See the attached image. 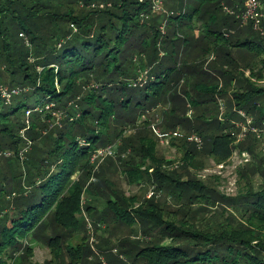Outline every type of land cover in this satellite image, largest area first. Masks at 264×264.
Masks as SVG:
<instances>
[{
	"label": "trees",
	"instance_id": "trees-1",
	"mask_svg": "<svg viewBox=\"0 0 264 264\" xmlns=\"http://www.w3.org/2000/svg\"><path fill=\"white\" fill-rule=\"evenodd\" d=\"M168 6L165 0L166 12L153 13L150 0H0V264H25L47 235L45 222L47 264L92 263L87 238L71 241L86 233L80 221L97 214V198L115 223L143 236L122 240L120 256L106 254L107 264H264V152L239 170L234 197L188 172L203 167L198 156L216 164L230 158L239 111L264 125V36L224 11L243 9L238 0ZM177 91L179 99L170 100ZM218 97L226 100L224 121ZM161 104L163 131L182 154L184 172L156 157L150 121L141 119ZM127 127L146 135L129 140ZM176 129L184 132L174 136ZM192 133L202 150L189 142ZM42 134L40 149L33 145ZM118 141L113 155L126 182L155 186L164 202L154 192L142 201L126 197L104 178L92 155ZM243 143L253 153L259 141L248 134ZM15 182L19 195L11 200ZM31 188L41 191L40 202H26ZM94 218L106 222V214Z\"/></svg>",
	"mask_w": 264,
	"mask_h": 264
},
{
	"label": "rangeland",
	"instance_id": "rangeland-1",
	"mask_svg": "<svg viewBox=\"0 0 264 264\" xmlns=\"http://www.w3.org/2000/svg\"><path fill=\"white\" fill-rule=\"evenodd\" d=\"M263 1V0H261ZM179 2V0H166L167 3V7L170 8L168 6V4L170 3H174L175 7L177 6V3ZM191 0H189V5H190ZM262 4V11L264 12V3L261 2ZM165 10H167V8L165 7ZM246 29V27H245ZM185 53H187L188 55H190L188 53V51H185ZM187 56V55H186ZM215 59V56L211 55L210 58L208 56V61L211 62ZM189 62L192 61V57L190 56ZM168 66V64L166 63V59L163 61L162 67L166 68ZM161 67V68H162ZM159 68V67H158ZM208 68V65H205L204 69L206 70ZM160 69V68H159ZM247 76H249V73H246ZM260 86L264 87V79L259 82ZM170 96V100H175V99H179L178 96V91L177 92H173L169 94ZM230 97V96H229ZM224 102L223 104H225V99L222 98H217L216 102L219 106L220 109V105L221 102ZM216 104V105H217ZM167 107H165V105L161 104L160 106L149 110L148 112L144 113V116L141 118L143 120L148 119L150 121L151 127H148V129L146 130L147 135H152V137L154 138V140L157 143L156 146V157L162 159H166L168 161H174L175 165H174V169L177 170L178 172L183 171V169H181L182 166V154L178 151V149L174 146H172L171 144V139H165L163 140V142L157 137L156 132L161 133V134H166L163 131V127H164V116H163V111L166 110ZM221 112V111H220ZM191 112H186V116H191ZM221 114V113H220ZM137 115V114H136ZM136 115L134 116V118L136 117ZM56 116V115H54ZM138 116V115H137ZM137 118V117H136ZM220 118V117H219ZM139 119V117H138ZM56 127H61V117L60 116H56V121L54 122ZM55 129V128H54ZM181 132L180 129H176L174 132ZM169 132V131H167ZM184 132V131H183ZM181 132V133H183ZM168 134V133H167ZM195 134V133H192ZM146 135L143 131H138V128H130L127 127V130L124 134V136L126 137H130L129 140L135 141L137 140V138H139V136H143ZM197 135V134H196ZM44 134L41 135V138L38 137L37 142L33 145V146H39L40 149H43L44 146V139H45ZM202 139V138H201ZM203 142V141H202ZM204 143V142H203ZM244 144V143H243ZM121 145V141L115 142L114 144L110 145L111 149L115 152L117 151V148ZM241 144L238 145H233L234 149L233 152L230 156V158L226 161L227 167L228 169L221 175V176H216V175H209L207 174L206 170L211 169V167L216 164L213 161H211L210 159H208L207 157H205L204 155L202 156H198L199 160L202 162L203 167L200 169H197L195 167L190 166L188 168V172L190 174V176H192L193 178H196L198 180L203 181L204 183H207L209 186L214 187L216 189H218L219 192L223 193L226 196H236L239 192V176H238V172L240 169L247 167L248 165L252 164L255 161L254 155H256L258 153V149L261 150L262 152H264V143L259 142L257 149L254 150L253 153L247 151V150H242L240 149ZM204 146V145H203ZM202 146V148H203ZM107 147H100V149L98 150V153H101L103 151H105ZM198 149V150H202ZM28 149V148H27ZM30 149L28 150H24L22 151V153H26L28 152ZM242 153L246 154V157H243ZM96 155V158H95ZM127 156V154H124V157ZM18 162V165L20 166L23 159H25L24 155L21 154L20 155ZM95 158L96 160H99L97 162L99 169L101 171H103L101 174L104 176V178L109 179L110 181L114 182L115 188H117V190H119L122 194H124L126 197H130V196H137V198L142 201L145 198H148L150 196L151 193L154 192V196L158 197L157 200L164 202L167 197L165 196L164 193H160L158 191L155 190V186L151 185V184H143L141 186H130L125 179V175H123V167L120 166L119 162H118V155H112V156H105V155H98V154H93L92 155V159ZM126 158V157H125ZM4 162L2 163L3 166ZM101 165V166H100ZM112 165V166H111ZM16 168L18 169V167L16 166ZM184 172V171H183ZM26 173V170H25ZM78 176V174H77ZM77 176H74L73 179L77 178ZM183 179L187 180L188 176L186 174H183ZM217 179V181H214L213 179ZM95 180V178L91 179V182H93ZM210 181H214V182H210ZM254 188L257 189V186L259 184V178L258 176L254 177ZM22 186H23V190L28 188L27 183L26 182H21ZM14 186V193L12 194V196L9 197V199L13 200V199H17L19 192L17 191L16 188H18L17 186V182H15L12 187ZM16 187V188H15ZM153 191V192H152ZM28 192L30 193V198H28V200H26L27 203H31L32 199L37 198L40 194L41 191L37 188H31L28 190ZM153 197V196H152ZM88 196H85V203L86 201H88ZM97 201L94 202L96 210H97V214L94 215L93 217H87L86 215H83L81 218V224L84 225V223H86L85 228H86V233L85 231L82 233H78L76 236H74V238L71 241L72 245H79L81 243V238L85 237L87 238L86 243L89 244L91 251L94 255H92V257L90 256V258L93 260L92 263L90 264H101L100 262H102V264H107V259H106V254H111L113 256H120V252L122 248H119V244L122 240L129 238V240H133V238L138 237L139 235H141V239H143V236L141 233H137V235H135V233L133 235H131V229L128 226H121L117 223H115L112 220V216L107 212L106 210V202L100 198L96 199ZM37 202H40L39 197L37 198ZM36 202V203H37ZM171 202V201H170ZM196 207V206H195ZM13 210H9L8 213H10ZM106 214V222H103L102 224H100L97 220V218L95 219L94 217L97 216L99 217L100 215ZM109 214V216H108ZM85 218V219H84ZM47 220V219H46ZM45 220V221H46ZM95 225H98L99 229L97 230ZM42 230H44L43 232H47V235H50V231L51 228L48 227V223H44V225L41 227ZM135 232V231H134ZM45 235V237L47 236ZM41 239V241L43 242H35V244H33V256L30 257L28 259V261L25 264H47L50 260H51V254L49 249L47 248L46 244L44 243V241L47 239L46 238ZM145 240V239H144ZM146 241V240H145ZM144 241V242H145ZM106 242H108V247L107 251H103V250H99L98 246L100 245H105ZM118 245V246H117ZM127 247H133V245H131L130 243L126 244ZM95 258V260H94ZM8 264H12V262L9 261Z\"/></svg>",
	"mask_w": 264,
	"mask_h": 264
},
{
	"label": "built area",
	"instance_id": "built-area-1",
	"mask_svg": "<svg viewBox=\"0 0 264 264\" xmlns=\"http://www.w3.org/2000/svg\"><path fill=\"white\" fill-rule=\"evenodd\" d=\"M140 1V0H139ZM152 4V12L153 13H164L165 8H164V1L165 0H150ZM242 4V8H239L237 10H231L227 7H224V11L232 16H235L237 20L240 21L241 26L245 27L248 25H252L253 29L255 31H258L262 36H264V12L262 11V4L261 0H238ZM93 9H103L104 4H92L90 6ZM2 97L5 98L6 100H9L10 94L4 90ZM221 105H220V120L224 121L222 119V116L225 113V106L223 102L220 100ZM239 116L243 119L242 121H238L234 124L235 131L232 133L233 137L235 138L234 144L238 145L243 143L246 139L248 134H253L255 138L261 142L264 143V125L261 127H255L253 125V120L245 115L243 112L239 111L238 112ZM179 133L177 131L174 136H176ZM225 133H228L226 130ZM157 137L163 142L165 139H169L170 136L166 134H161L156 132ZM189 142L193 143L196 145L198 149H201L203 146L202 139L196 135L192 134L189 137ZM99 152V151H98ZM98 155H105V156H112L113 155V150L111 147H108L105 149V151L101 153H98ZM243 157H246L247 155L242 153ZM96 158V155H95ZM95 158L92 159V161H95ZM228 169L226 162L221 163V164H214L211 169L206 170L207 174L209 175H216V176H221L226 170ZM153 192V191H152ZM153 195V193L150 194L148 198H150Z\"/></svg>",
	"mask_w": 264,
	"mask_h": 264
}]
</instances>
